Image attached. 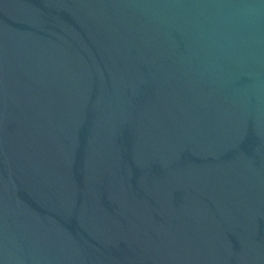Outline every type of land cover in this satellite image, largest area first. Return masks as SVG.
Returning a JSON list of instances; mask_svg holds the SVG:
<instances>
[{
  "label": "water",
  "instance_id": "obj_1",
  "mask_svg": "<svg viewBox=\"0 0 264 264\" xmlns=\"http://www.w3.org/2000/svg\"><path fill=\"white\" fill-rule=\"evenodd\" d=\"M0 264H156L0 172Z\"/></svg>",
  "mask_w": 264,
  "mask_h": 264
}]
</instances>
